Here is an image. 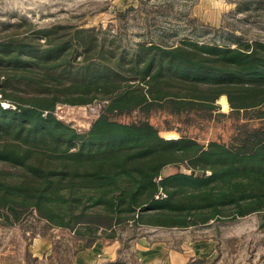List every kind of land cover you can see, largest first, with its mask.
<instances>
[{"label": "trees", "instance_id": "16d2710c", "mask_svg": "<svg viewBox=\"0 0 264 264\" xmlns=\"http://www.w3.org/2000/svg\"><path fill=\"white\" fill-rule=\"evenodd\" d=\"M26 24L0 29V228L49 240L48 264L148 226L257 213L264 229V41L127 49L94 26ZM104 100L86 130L55 114ZM222 117L229 140L192 132ZM30 243L24 264H37Z\"/></svg>", "mask_w": 264, "mask_h": 264}, {"label": "rangeland", "instance_id": "374dc122", "mask_svg": "<svg viewBox=\"0 0 264 264\" xmlns=\"http://www.w3.org/2000/svg\"><path fill=\"white\" fill-rule=\"evenodd\" d=\"M26 21L41 29L57 24L94 26L100 34L119 39L127 49L137 43L179 44L183 39L236 46L240 41H264V0H0V29L17 22H23L24 29ZM216 103L221 112L230 111L229 103L227 106L221 97ZM94 108L59 104L55 114L86 130L98 114ZM162 119L152 118L158 126H162ZM230 122L226 117L214 119L205 129L193 128L192 132H199L202 142L220 137L227 141L232 133ZM163 135L178 137L179 133L168 131ZM175 170L168 167L165 172ZM260 223V215L253 213L189 228L142 227L139 235L123 247L121 259L139 264L130 254L141 237L175 250H186L190 240L197 238L204 247L212 248L217 264H264V229ZM130 234L127 231L125 235ZM36 238L41 237L28 240L19 229L0 228V264H24L28 241L32 256L39 259L37 264H48L51 247L43 253L46 248Z\"/></svg>", "mask_w": 264, "mask_h": 264}, {"label": "crops", "instance_id": "0c3cea01", "mask_svg": "<svg viewBox=\"0 0 264 264\" xmlns=\"http://www.w3.org/2000/svg\"><path fill=\"white\" fill-rule=\"evenodd\" d=\"M35 240H39L40 244L46 248L42 249L43 253L52 245L49 240L42 237ZM204 246L205 243L202 240L195 238L190 240L186 250H175L173 249L174 247H170L169 245H158V242L155 240L141 237L136 240L134 252L130 256L137 259L139 264H194L195 262L207 264L210 261L213 264H217L218 260L216 259L218 258L212 252V248L208 249ZM169 247L171 248L170 250ZM122 251V243L118 240H98L90 247L79 250L74 257V263L104 264L114 262L122 257Z\"/></svg>", "mask_w": 264, "mask_h": 264}, {"label": "built area", "instance_id": "2783aa9c", "mask_svg": "<svg viewBox=\"0 0 264 264\" xmlns=\"http://www.w3.org/2000/svg\"><path fill=\"white\" fill-rule=\"evenodd\" d=\"M0 97H1V95H0ZM107 101H95L94 103H92V104H88L89 105V107H91L92 109L94 108V107H92V105H94V106H96L98 109H96V108H94V111H95V109L97 110V113H99V111H100V109L102 108V106L106 103ZM3 105L4 106H6V107H8L9 106V104L8 103H3ZM98 115V114H97ZM171 138H176V137H168V139H171ZM165 196V194H162V197H164Z\"/></svg>", "mask_w": 264, "mask_h": 264}]
</instances>
